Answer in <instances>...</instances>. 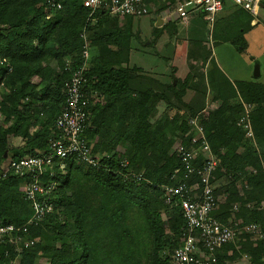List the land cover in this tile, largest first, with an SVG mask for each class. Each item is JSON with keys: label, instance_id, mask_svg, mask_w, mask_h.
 <instances>
[{"label": "trees", "instance_id": "16d2710c", "mask_svg": "<svg viewBox=\"0 0 264 264\" xmlns=\"http://www.w3.org/2000/svg\"><path fill=\"white\" fill-rule=\"evenodd\" d=\"M82 1L62 0V9L54 11L46 0H0V171L11 161L52 153L65 85L85 62L89 103L81 138L98 162L89 166L71 156L62 170L53 161L39 178L52 190L38 197L52 212L29 227L24 237L33 245L22 246L21 254L0 241V264H172L174 251L184 243L186 221L178 198L166 203L164 188L199 181L188 176L175 148L201 152L203 138L219 162L212 185L220 202L211 216L225 226L236 220L240 232L248 225L264 232V85H232L220 75L204 41L192 44L187 57L192 66H212L209 92L193 84L191 73L165 85L131 65L133 41L150 42L134 32L132 18L99 10L88 24L90 11ZM159 2L145 0L156 17L171 7ZM175 29L172 23L154 27L151 45L163 34L173 37ZM209 96L220 105L208 108ZM160 104L175 114L156 120ZM248 106L253 140L240 125ZM194 119L203 138L191 125ZM14 139L23 145L12 146ZM190 165L200 169L201 155ZM24 182L12 174L0 178V225L20 227L32 218ZM215 257L217 264H264V240L241 234Z\"/></svg>", "mask_w": 264, "mask_h": 264}, {"label": "built area", "instance_id": "2783aa9c", "mask_svg": "<svg viewBox=\"0 0 264 264\" xmlns=\"http://www.w3.org/2000/svg\"><path fill=\"white\" fill-rule=\"evenodd\" d=\"M85 8L90 13L87 23L95 21V14L99 10L115 18H140L151 14L150 8L145 0H83ZM233 4L255 16L264 8V0H232ZM48 7L54 11L62 9V0H46ZM224 6L221 0H186L178 1L173 7V14L183 24L188 25L194 15H202L204 20L213 28L217 16L223 11ZM86 34L82 37L86 40ZM84 57L90 58L88 48L85 47ZM87 64L75 72L70 81L65 85L64 97L65 107L58 117L56 127L60 132L58 139L51 145L52 153L37 157H25L20 160L11 161L4 171H0V178L7 174L25 178L23 194L27 201L32 203L33 216L24 226L0 225V241L5 240L16 246V252L21 254L22 246L28 248L33 245L24 236L28 234L29 227L38 225L47 213L52 212V206L44 201L39 202L38 197H44L52 190L39 183V178L50 168L53 161L60 162V168L64 169L63 161L75 156L80 162L89 166H96L97 160L90 155L88 145L81 137L87 126L88 97L84 93L85 80L83 71ZM251 108L246 107V116L240 120V125L247 131L246 137L254 139L249 113ZM3 117L0 113V123ZM191 125L197 129L198 136L203 135V128L199 126L197 119L191 121ZM201 138V139H202ZM202 151L188 153L181 145H177L175 151L187 165L188 176L198 177L199 181L187 187L183 184L177 188H164L166 203L170 204L175 198L180 201L183 217L186 221V229L183 235L184 243L181 248L174 251L172 264H217L215 251L223 245L233 243L241 234H247L252 240H264V232L259 225L245 226L241 232L236 228L238 223L233 221L230 225H223L211 215L217 209L219 199L214 195L212 185L213 175L218 167V160L211 153L210 147L203 138ZM201 155L202 166L196 169L190 165L195 157ZM264 166V165H263ZM264 170V168H263ZM260 207L264 210V201ZM237 210V207L234 208ZM23 234V236H21ZM200 245L205 251L200 248Z\"/></svg>", "mask_w": 264, "mask_h": 264}, {"label": "rangeland", "instance_id": "374dc122", "mask_svg": "<svg viewBox=\"0 0 264 264\" xmlns=\"http://www.w3.org/2000/svg\"><path fill=\"white\" fill-rule=\"evenodd\" d=\"M171 0H160V6L170 7V9H166L161 15L167 18H176L175 14H173V7H175L180 0H174V4H170ZM226 1V9L232 7L233 2L232 0H225ZM170 5V6H169ZM170 10L172 12L170 13ZM228 10V9H227ZM226 11V10H225ZM230 14L229 10L225 12L224 16H227L224 20L222 18L219 19L218 23L213 26L211 29L210 25L203 20V18L198 19L197 22L189 24V27L196 26L201 29V40L206 43L205 48L206 50L212 55V61H216L217 64H221L224 68L226 74L230 79H233V75H231V69L235 70L238 68L239 70H245L244 66L249 63H252L251 69L249 70V77L248 80L252 82H257L259 84H264V9H261L259 13L255 16H251L248 20L242 18L241 22H234L228 15ZM223 16V15H222ZM153 14L140 17V18H132V22H134V32L139 35V38L143 39H153L152 34L154 30L152 29L153 24ZM255 20L257 21V26L255 28H250V21ZM195 24V25H193ZM186 25L181 22L179 25V32L181 33L182 37H184ZM229 32L227 33V31ZM227 33V34H226ZM225 39H232V42L235 43L233 46H228V49H231L230 52L226 49L223 52L224 46L221 45ZM143 41L136 40L133 41V52L131 56V65L136 66L141 70H146L151 72H161L167 75L171 74V64H167L164 58H167L166 54L169 56L172 55L171 52H166L161 54V50L158 47L154 46L155 44L151 45L147 42L142 45ZM149 44V45H148ZM219 44V45H218ZM148 45V46H147ZM239 48H242V54H237ZM236 49V53H234ZM207 52V53H208ZM222 52V53H221ZM186 58V57H185ZM225 60L230 64H225ZM183 60L181 67L179 68L178 73L174 72L175 79L184 80L188 75V71H192L194 74L199 76H203L201 71V66H192L190 60L186 59ZM199 64V63H198ZM193 67V68H192ZM262 72V76L260 78H256L257 72ZM186 70V71H185ZM200 71V75H199ZM189 73V72H188ZM192 74V73H191ZM200 80V79H198ZM197 80V82H198ZM194 84V83H193ZM198 84V83H196ZM206 85V83H205ZM204 85V87H205ZM235 85V84H232ZM196 86V85H195ZM207 90V88L205 87ZM192 95V94H190ZM189 100V99H188ZM212 104L210 103V106ZM208 106V108L210 107ZM216 108V106L210 107V109ZM175 114L174 111L165 110V105L160 104L158 108V113L156 115V120L160 119L164 121V117H171ZM20 140L11 141V145L14 147H19L17 143ZM21 142V141H20ZM259 148V147H258ZM262 148H259L261 152ZM244 260L237 262L235 264H245Z\"/></svg>", "mask_w": 264, "mask_h": 264}, {"label": "crops", "instance_id": "0c3cea01", "mask_svg": "<svg viewBox=\"0 0 264 264\" xmlns=\"http://www.w3.org/2000/svg\"><path fill=\"white\" fill-rule=\"evenodd\" d=\"M227 9L230 12V14L228 16L229 17L231 16V18H232V20L234 22L236 21V22L239 23V22H241L242 18H244L245 20H248L249 18H251V16H253V15L249 14L247 11L243 10L242 8H240V7L236 6V5H232V7H230V8L228 7ZM227 9H226V7H224L223 11L217 16L215 24L218 23L220 18L223 17L222 20H224L227 17V16H224L225 12L228 11ZM262 9H264V8H262ZM260 11H261V9H260ZM158 18L162 19L161 26H157ZM200 18H203V20H204V17L201 14L192 16V18L190 19L188 25H186L185 33L183 35L184 37H182L181 33L179 32V25H181V21L178 20L177 17L176 18L175 17L174 18H167V16L164 17V14L161 17L160 16L156 17L153 14V19L152 20H153V22L156 20V23L154 24L152 29H154V27L160 29L162 26H164L165 24H168V23L175 24V28H176L174 30L175 33L172 30V32L175 34V35H173V37L168 36L167 34H163L159 38L154 39L155 42H153V44H155L154 46L158 47V49L161 50V54L172 51V55L169 56L168 54H166L167 58H164L167 64H171V66L168 65V67L171 68V74L167 75L165 73H161V72H157V71L154 72L153 70H151V72H148L146 70H142L143 73L147 74L149 76H152L153 78L157 79V81H159V82H161V83H163L165 85L167 83L172 82L174 80V76H173L174 72L178 73L179 68L181 67V65L183 63V60H185L184 61V63H185L186 59H188L187 53L192 49L191 45L194 44L197 41L198 42L202 41L201 40V29L196 27V26L189 27V24L197 22L198 19H200ZM193 25H195V24H193ZM256 26H257V21L251 20L250 21V28H255ZM145 39L142 38V40H145ZM148 40L150 42L153 41V39H148ZM227 41H228V39H227ZM150 42H148V43L150 44ZM180 43L182 45H180ZM205 45H206V43H204V46ZM221 45L224 46L223 52L226 51V49L230 52L231 49H228L229 48L228 46H230V47L233 46L234 47V45H232L229 41L228 42H226V41L222 42ZM180 46H183V47L180 48ZM132 47H133V43H132ZM239 51H242V48H239L237 53H236V49H235L234 53H236V55L237 54H242V52H239ZM131 56H132V54H131ZM211 57H213L212 53H211ZM215 64L218 67V69L220 70V75L222 74L231 84H235L237 82L259 84L257 82H252V81L248 80V78H247V77H249V73H250L249 70L251 69V65H253L252 63H249L246 66V68L244 66L245 70H239L238 68H235V70L231 69V75H233V77H234L233 79H230V77L228 76L229 74H226V72H225V70H224V68L222 67L221 64L220 65L217 64L216 61H215ZM225 64H230V63H228L225 60ZM194 65L195 66H199L200 63L199 64L198 63L194 64ZM211 70H212V66L207 64V66L204 69H202V71H201L203 74H201L200 71H199V75L201 74L203 76H199L198 77V75L194 74L192 71H188L189 73L187 72V74L192 73V75L195 76L194 77V84L196 85V87H198L200 90H205V87H206L207 91L209 92L207 74ZM261 76H262V72H260V69H259V71L257 72V75L255 77L256 78H260ZM198 79H200V80H198ZM197 80H198V82H197ZM175 82L176 81L174 80V84H175ZM196 83H198V84H196ZM205 83H206V85H205ZM204 85H205V87H204ZM261 85H264V84H261ZM210 103L212 104L211 106H210ZM207 104L210 107H212V106L218 107L220 105V103H212L210 101V96H209V99L207 101ZM212 109H214V108H212ZM14 140L18 142V139H14ZM17 144H19L18 146H22L23 145V143L20 142V141Z\"/></svg>", "mask_w": 264, "mask_h": 264}, {"label": "water", "instance_id": "95a60500", "mask_svg": "<svg viewBox=\"0 0 264 264\" xmlns=\"http://www.w3.org/2000/svg\"><path fill=\"white\" fill-rule=\"evenodd\" d=\"M161 23H162V19L161 18H158L157 26H161Z\"/></svg>", "mask_w": 264, "mask_h": 264}]
</instances>
